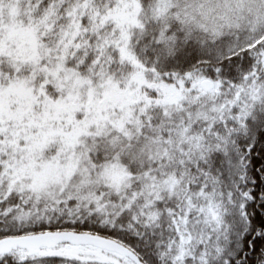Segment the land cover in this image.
Wrapping results in <instances>:
<instances>
[{"label": "snow or ice", "instance_id": "snow-or-ice-1", "mask_svg": "<svg viewBox=\"0 0 264 264\" xmlns=\"http://www.w3.org/2000/svg\"><path fill=\"white\" fill-rule=\"evenodd\" d=\"M0 264H264V0H0Z\"/></svg>", "mask_w": 264, "mask_h": 264}]
</instances>
